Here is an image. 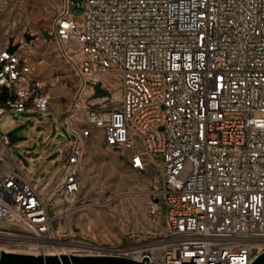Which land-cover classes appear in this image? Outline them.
Wrapping results in <instances>:
<instances>
[{
    "label": "built area",
    "instance_id": "1",
    "mask_svg": "<svg viewBox=\"0 0 264 264\" xmlns=\"http://www.w3.org/2000/svg\"><path fill=\"white\" fill-rule=\"evenodd\" d=\"M37 42L57 44L77 79L61 120L71 138L54 170L35 176L0 134V250L144 264H250L264 253V0H63L48 28L0 39V122L53 115L29 58ZM97 82L119 98L90 103ZM91 128L148 180L150 213L164 206L159 232L98 243L59 229L84 207L74 146Z\"/></svg>",
    "mask_w": 264,
    "mask_h": 264
},
{
    "label": "rangeland",
    "instance_id": "2",
    "mask_svg": "<svg viewBox=\"0 0 264 264\" xmlns=\"http://www.w3.org/2000/svg\"><path fill=\"white\" fill-rule=\"evenodd\" d=\"M62 4L63 0H0V39L24 28L35 32L48 28ZM73 10L79 14L78 9ZM74 20L80 21V18L75 16ZM29 58L34 63L39 80L51 91V112L57 117L55 120L52 114L19 113L11 114L0 122V134L7 136L12 156L26 169L30 168L31 162L24 154L25 150L37 158L44 150L52 149L50 157L56 159V164L65 155V149L58 146H64L71 136L61 120L66 116L65 108L78 85L70 64L61 56L54 42H37L32 46ZM102 87L112 95L117 91L107 82ZM97 99L90 97L88 101L100 102ZM35 119L50 121L54 128H59L65 139L52 143L43 140L42 135L32 132ZM91 129L92 138L85 142L86 149L82 152L79 168L82 181L78 200L84 202V207L64 221L61 229L71 226L76 233L73 237L75 241L98 243L124 241L129 234L142 237L147 233L159 232L162 229L163 204H158L155 214L150 213L148 190L143 187V177L127 168L115 150L103 146L99 130ZM30 136L35 141L32 145L19 144ZM88 149L91 154L86 161ZM157 178L160 187L161 177ZM52 225H56L55 220Z\"/></svg>",
    "mask_w": 264,
    "mask_h": 264
},
{
    "label": "water",
    "instance_id": "3",
    "mask_svg": "<svg viewBox=\"0 0 264 264\" xmlns=\"http://www.w3.org/2000/svg\"><path fill=\"white\" fill-rule=\"evenodd\" d=\"M46 40H50L52 36L47 32H42ZM26 41L33 39V36L25 34ZM17 45H12V38H9L8 51L14 52ZM94 91L96 97L107 96L108 92L101 86L100 82L95 83ZM6 97L5 89H2L0 98L4 100ZM57 137H62L58 134ZM83 144L76 142L74 148L82 149ZM156 201V200H155ZM0 264H144L128 258L110 255H33L25 253L4 252L0 250ZM250 264H264V253L259 254Z\"/></svg>",
    "mask_w": 264,
    "mask_h": 264
},
{
    "label": "crops",
    "instance_id": "4",
    "mask_svg": "<svg viewBox=\"0 0 264 264\" xmlns=\"http://www.w3.org/2000/svg\"><path fill=\"white\" fill-rule=\"evenodd\" d=\"M34 124L35 127L32 132H35V134H37L38 136L42 135L43 140L49 141V143L58 142L61 140L59 139V137H57L58 136L57 132H61V131L57 126H55L54 128L50 121H40L38 119H35ZM34 142H35L34 138L30 136L28 139L22 140L19 144H28L30 146ZM67 147H68L67 142L64 144V146H58L59 149H65V151L67 150ZM51 153H52V149L44 150L42 154L38 155V157L35 158L31 155V153L28 150H25L24 154H26L27 159L31 162V166L27 170L35 176H43L53 171L56 166V159L50 157ZM142 182L144 189L148 190L149 189L148 180L146 178H142Z\"/></svg>",
    "mask_w": 264,
    "mask_h": 264
},
{
    "label": "bare ground",
    "instance_id": "5",
    "mask_svg": "<svg viewBox=\"0 0 264 264\" xmlns=\"http://www.w3.org/2000/svg\"><path fill=\"white\" fill-rule=\"evenodd\" d=\"M113 97H115V98H119V92H118V91H115V92L113 93ZM103 98H104V97H101V98H98L97 100L101 101V100H103ZM85 149H86V144H84V147L82 148V152L85 151ZM89 149H90V148H89ZM89 149L87 150L86 161H88L89 158H90V154H91V152H90ZM62 227H63V225L60 226L59 229H61ZM64 243H66V242H64ZM66 244H68V243H66Z\"/></svg>",
    "mask_w": 264,
    "mask_h": 264
}]
</instances>
